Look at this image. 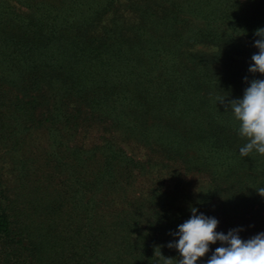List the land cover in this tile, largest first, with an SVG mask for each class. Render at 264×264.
I'll return each instance as SVG.
<instances>
[{
  "label": "trees",
  "instance_id": "1",
  "mask_svg": "<svg viewBox=\"0 0 264 264\" xmlns=\"http://www.w3.org/2000/svg\"><path fill=\"white\" fill-rule=\"evenodd\" d=\"M257 28L264 0H0V264H177L192 207L264 232L216 102L264 79Z\"/></svg>",
  "mask_w": 264,
  "mask_h": 264
},
{
  "label": "clouds",
  "instance_id": "2",
  "mask_svg": "<svg viewBox=\"0 0 264 264\" xmlns=\"http://www.w3.org/2000/svg\"><path fill=\"white\" fill-rule=\"evenodd\" d=\"M254 36L258 37L253 42L258 52L251 56L248 72L264 75V28H257ZM244 80L248 86L243 90L242 97L227 101L225 96L217 97L216 102L230 107L238 135L246 141L239 148L240 156L248 157L253 152L264 156V79L248 81L244 77ZM257 192L264 196V188ZM190 212V217L171 233L178 239L167 245L179 253L177 264H197L209 252L210 245L217 242L221 246L212 251L206 264H264V232L242 239L239 235L242 229L233 228L226 234L218 232L216 218L197 214L195 207ZM166 264H171L170 258H166Z\"/></svg>",
  "mask_w": 264,
  "mask_h": 264
},
{
  "label": "rangeland",
  "instance_id": "3",
  "mask_svg": "<svg viewBox=\"0 0 264 264\" xmlns=\"http://www.w3.org/2000/svg\"><path fill=\"white\" fill-rule=\"evenodd\" d=\"M93 139V138H92ZM94 140V139H93ZM142 185H144V182L141 183Z\"/></svg>",
  "mask_w": 264,
  "mask_h": 264
}]
</instances>
